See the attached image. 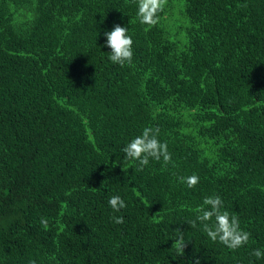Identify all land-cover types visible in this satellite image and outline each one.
<instances>
[{"label": "trees", "instance_id": "trees-1", "mask_svg": "<svg viewBox=\"0 0 264 264\" xmlns=\"http://www.w3.org/2000/svg\"><path fill=\"white\" fill-rule=\"evenodd\" d=\"M137 8L0 0V264H264L250 255L264 251V0H167L150 28ZM116 24L124 66L104 35ZM144 127L167 167L124 158ZM217 195L250 233L237 250L190 225Z\"/></svg>", "mask_w": 264, "mask_h": 264}, {"label": "clouds", "instance_id": "clouds-1", "mask_svg": "<svg viewBox=\"0 0 264 264\" xmlns=\"http://www.w3.org/2000/svg\"><path fill=\"white\" fill-rule=\"evenodd\" d=\"M136 2L138 5L136 15L139 23L150 28L158 23V13L164 10L167 0H136ZM104 35L107 37L106 45L111 49L109 60L120 66H124L126 63L130 64L133 57V40L128 35V29L116 24L111 31H106ZM158 134V128L144 127L140 135L134 137L123 147L124 158L137 161L139 170H143L149 164L150 159L157 162L162 160V166L167 167L172 162L171 153L168 151L167 143L158 139ZM123 171L126 172L127 169L123 167ZM179 180L188 188H193L199 183V177L195 174L180 177ZM108 204L113 212H120L121 209L127 207L124 199L119 195L110 197ZM222 207L223 201L218 195L205 197L202 206L195 210L196 219L191 221L190 225L195 227L197 221L200 222L202 230L211 241L219 242L234 251L248 243L250 233L241 229L237 216L230 215L226 210L222 211ZM111 219L116 224L124 222L123 216H113ZM40 223L47 228L46 219L41 218ZM186 246L183 234L173 240L172 247L178 257L184 256ZM250 255L256 259H264V251L258 248L253 249ZM29 264H36V261L31 259ZM191 264H199V258H195Z\"/></svg>", "mask_w": 264, "mask_h": 264}]
</instances>
